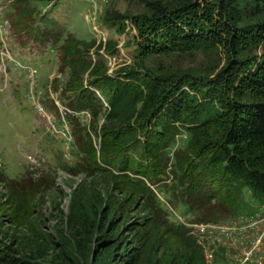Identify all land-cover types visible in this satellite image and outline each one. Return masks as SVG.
<instances>
[{
    "label": "trees",
    "instance_id": "obj_1",
    "mask_svg": "<svg viewBox=\"0 0 264 264\" xmlns=\"http://www.w3.org/2000/svg\"><path fill=\"white\" fill-rule=\"evenodd\" d=\"M138 2L141 12L102 15L135 29L130 63L108 73L111 40L67 49L59 95L84 178L52 232L36 215L19 218L12 193L0 199V264H206L160 196L216 216L250 215L251 200L264 210V0ZM175 54L200 59L163 60ZM84 113L87 125L79 124ZM92 132L100 134L98 156ZM36 193L26 192L29 204Z\"/></svg>",
    "mask_w": 264,
    "mask_h": 264
},
{
    "label": "rangeland",
    "instance_id": "obj_2",
    "mask_svg": "<svg viewBox=\"0 0 264 264\" xmlns=\"http://www.w3.org/2000/svg\"><path fill=\"white\" fill-rule=\"evenodd\" d=\"M107 9L138 13L143 7L138 0H0V199L5 200L12 193L16 197L17 216L36 215L44 220L43 228L47 231L52 232L59 224L57 218L67 214L73 189L84 178V173L75 168L78 160L72 153L76 149L71 143L75 127L63 122L67 107L65 97L60 99L59 88L68 77L63 57L68 60L67 49L80 40L114 41L116 53L103 54L110 74L130 63L136 50V31L131 23L124 22V31L116 24L105 23L102 15ZM89 54L92 60L97 58L92 51ZM199 59L188 54L163 58L182 65L196 64ZM49 99L56 109L49 106ZM103 103L107 106L105 98ZM81 119L79 124L87 125L89 116L84 113ZM101 124L102 121L98 128ZM182 137L178 138L179 144ZM90 139L98 156L100 134L92 132ZM80 143L88 144V137L85 135ZM29 191L37 192L32 204L26 196ZM160 199L167 204L168 218L189 230L207 224L246 225L250 228V240L260 239L249 263L264 264V221L251 226L242 215L216 216L212 208L197 206L187 211L184 206L166 201L163 195ZM251 204V214L264 213L255 201L251 200ZM239 247V252L235 247L228 248L227 254L235 249L233 253L240 258L244 249ZM214 249L218 251L220 247ZM217 254L222 257L220 252ZM220 260L217 264L230 262Z\"/></svg>",
    "mask_w": 264,
    "mask_h": 264
},
{
    "label": "built area",
    "instance_id": "obj_3",
    "mask_svg": "<svg viewBox=\"0 0 264 264\" xmlns=\"http://www.w3.org/2000/svg\"><path fill=\"white\" fill-rule=\"evenodd\" d=\"M244 222H250L251 226L256 225L260 222L264 221V213H256L243 216ZM193 226V225H192ZM250 228L246 225L244 226H216V225H199L195 229H191V233L196 237L197 243L201 246L203 259L206 264H217V259L224 258L226 260L230 259L229 264H250V259L256 254V242L260 243V239L250 240L251 235L249 234ZM212 244V245H209ZM244 249L240 258L233 252L231 254H227V249L230 247L237 248V252L241 249ZM215 246L220 247L217 251L214 249ZM220 252V256L218 257L217 252ZM256 264H263L256 261Z\"/></svg>",
    "mask_w": 264,
    "mask_h": 264
}]
</instances>
